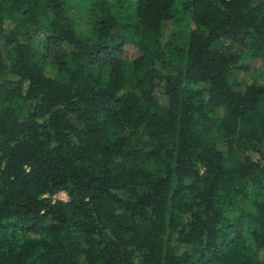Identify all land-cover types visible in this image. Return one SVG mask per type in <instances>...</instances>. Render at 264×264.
<instances>
[{"label": "trees", "instance_id": "16d2710c", "mask_svg": "<svg viewBox=\"0 0 264 264\" xmlns=\"http://www.w3.org/2000/svg\"><path fill=\"white\" fill-rule=\"evenodd\" d=\"M69 3L0 0V264H264V0Z\"/></svg>", "mask_w": 264, "mask_h": 264}, {"label": "rangeland", "instance_id": "374dc122", "mask_svg": "<svg viewBox=\"0 0 264 264\" xmlns=\"http://www.w3.org/2000/svg\"><path fill=\"white\" fill-rule=\"evenodd\" d=\"M83 0H70L69 11L78 17V19L84 24L88 29L92 21L91 15L87 11L86 5L82 4ZM181 31L184 34L190 33L195 29V23L189 17H183L180 21ZM126 68L129 67L127 63ZM243 66L245 71L239 72L238 76L240 81L244 86L256 84L259 85L264 81V62L260 58H246L243 61ZM129 70V69H127ZM108 74V73H107ZM55 200L68 201V196L66 193H60L54 197Z\"/></svg>", "mask_w": 264, "mask_h": 264}]
</instances>
